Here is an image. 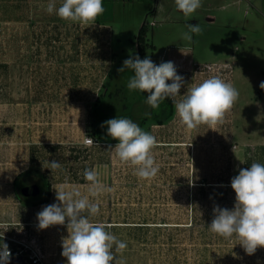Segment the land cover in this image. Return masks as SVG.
I'll use <instances>...</instances> for the list:
<instances>
[{
    "label": "rangeland",
    "instance_id": "rangeland-1",
    "mask_svg": "<svg viewBox=\"0 0 264 264\" xmlns=\"http://www.w3.org/2000/svg\"><path fill=\"white\" fill-rule=\"evenodd\" d=\"M201 5L185 18L175 0H103L105 12L98 17L112 25L117 53L106 86L118 95L116 106L108 108L115 113L121 109L132 112V121L157 140L152 155L159 172L150 180L138 178L134 166L121 163L109 150L118 140L108 137L112 143L102 141L96 150L101 156L98 161H104L98 168L115 171L116 190L124 194L117 200L125 216L128 213L129 220L150 223L134 226V234L129 235L134 264H264V255H247L235 236L225 239L210 231L214 207L232 210L235 203L228 197L223 200L222 187L208 183L223 179L219 175L223 170L250 167L234 143L264 135V90L260 87L264 82V0H201ZM13 9L14 0H0V100L12 102L15 59L1 27L13 26ZM143 23L148 27L147 56L159 64L172 61L184 78L175 103L188 87L212 76L238 90V99L222 124L213 129L205 124L187 129L176 116L175 106L173 116L163 124L151 119L142 122L151 107L137 100V91L127 89L131 70L121 73L118 69L130 56H137V34ZM187 24H200L204 29L200 36L193 34L192 43L182 39ZM85 67L88 75L96 73L95 65ZM58 69L56 62L55 73ZM92 151L83 150L86 155L80 160L71 151L65 167L71 173L92 168L88 156Z\"/></svg>",
    "mask_w": 264,
    "mask_h": 264
},
{
    "label": "crops",
    "instance_id": "crops-1",
    "mask_svg": "<svg viewBox=\"0 0 264 264\" xmlns=\"http://www.w3.org/2000/svg\"><path fill=\"white\" fill-rule=\"evenodd\" d=\"M49 2L14 0L13 26L1 27L9 38L7 47L14 53L15 87L11 93L15 100H0V229L7 227L11 234L25 229L31 235H37L49 264H67L62 256V243L68 236L67 221L65 225L41 230L37 214L44 206L58 203L54 189L61 184L76 186L82 194H87L85 169L72 174L65 164L69 163L71 151L75 153L72 157L80 160L86 155L83 150H93L88 154L93 165L87 169H95L101 182L112 191L99 198L100 214L92 220L112 226L109 231L127 243L123 252L126 264H134L128 247V243L133 245L130 239L134 234L133 227L150 223L129 220L128 213L125 216L124 208L117 200L119 194L122 197L124 194L116 190L115 171L98 168V165H104V161H98L101 158L100 152L96 151L99 144H84V138L90 135L87 130L95 102L103 98L102 103L108 111H112L108 107L116 106L114 99L103 96L110 90L106 83L116 62L113 28L98 18L87 24L63 20L55 11L52 14L46 11ZM62 2L55 0L56 7ZM3 18L6 22V17ZM56 62L61 69L55 73ZM88 64L95 65L94 75H88L85 67ZM110 143L107 138L103 141V144ZM234 145L246 156L248 164L255 161L264 164V135H256L253 141H237ZM52 160L59 161L62 169L52 172L46 168L47 162ZM240 169L244 168L223 170L219 174L223 179L208 181L211 186L223 188L224 201L228 197L235 203L231 180ZM20 173L23 175L19 176ZM16 179L22 187L37 184V194L31 197L38 196L39 201L22 199ZM46 197L45 201L41 200ZM257 250L250 256L264 255V247Z\"/></svg>",
    "mask_w": 264,
    "mask_h": 264
},
{
    "label": "clouds",
    "instance_id": "clouds-1",
    "mask_svg": "<svg viewBox=\"0 0 264 264\" xmlns=\"http://www.w3.org/2000/svg\"><path fill=\"white\" fill-rule=\"evenodd\" d=\"M175 5L185 18L191 17L202 6L201 0H175ZM46 11L49 14L55 11L66 21L87 24L101 16L105 8L103 0H63L58 8L55 0H50ZM186 28L182 39L189 43L193 42V34L200 36L204 31L200 24H187ZM125 69L133 73L127 89L148 93L146 103L153 109H158L165 99L174 100L184 84V78L177 74L172 61L157 65L148 57L130 56L118 71L123 73ZM260 87L264 90V82ZM238 96V90L231 83L212 76L188 87L183 98L175 103L176 116L187 129H195L201 124L213 129L223 123ZM105 125L107 134L119 141L114 149L109 146L119 161L134 166V174L140 179L154 178L159 172V165L152 155L156 138L126 117L109 119L102 127ZM85 143L90 146L94 141L87 138ZM46 168L53 172L62 169V165L52 160L47 162ZM83 175L88 182L87 194H82L76 186L61 184L54 189L58 203L44 206L37 214L38 228L65 225L67 221L68 236L62 243V256L67 264H126L123 252L127 243L109 231L111 225L92 220L100 214L99 198L111 193L112 188L101 182L95 169H85ZM231 188L236 194L234 209L215 206L209 229L225 239L235 236L245 253L253 255L258 247H264V164L253 162L250 168L240 169L231 180ZM10 256L8 245L0 244V264H8Z\"/></svg>",
    "mask_w": 264,
    "mask_h": 264
},
{
    "label": "trees",
    "instance_id": "trees-1",
    "mask_svg": "<svg viewBox=\"0 0 264 264\" xmlns=\"http://www.w3.org/2000/svg\"><path fill=\"white\" fill-rule=\"evenodd\" d=\"M147 30L148 27L146 23H143L139 29V32L137 34V55L139 56L140 59H144L147 56L146 53V47L149 45L148 40H147ZM150 58V57H148ZM151 59V58H150ZM152 60V59H151ZM153 61V60H152ZM154 62V61H153ZM155 64L159 65V63L154 62ZM112 75L110 72L109 77ZM169 83V81H167ZM120 89V88H119ZM118 90V88L116 89ZM107 95V98H110L113 100L114 98H117L118 92L113 91V90H108L103 93V96ZM138 95V101H146L148 93H143L140 91H137ZM103 98H100L95 102L94 107L90 111V128L88 129V134L92 135L94 139L96 140H106V138L110 137L107 134V126H103L105 121L112 119V118H119V117H126L131 120L134 119L133 113L130 111H127L126 109L120 112H110L105 108V105H103ZM110 100V102H111ZM127 105V104H126ZM111 106V105H110ZM174 106H175V101L173 99H165L159 106L158 109H150V115L144 116L142 118V122L145 121L146 119H151L155 123L158 124H163L165 123L168 119H170L173 114H174ZM23 175L22 173L19 174V176ZM16 186L18 189V194L20 197L24 200L30 201V202H37L39 199H37L38 196H24L21 192V185L17 182L16 179ZM48 197V196H47ZM46 198H43L41 200L45 201ZM53 264H63V263H53ZM241 264V263H240Z\"/></svg>",
    "mask_w": 264,
    "mask_h": 264
},
{
    "label": "built area",
    "instance_id": "built-area-1",
    "mask_svg": "<svg viewBox=\"0 0 264 264\" xmlns=\"http://www.w3.org/2000/svg\"><path fill=\"white\" fill-rule=\"evenodd\" d=\"M87 138L93 139L94 144L92 145L101 143L100 141L95 140L92 136L86 135L84 138L85 145H87L85 143ZM0 239H2L0 244L8 245L11 256H22L27 264H49L42 251L39 237L37 235H31L25 229L18 231L15 230V232L11 234L7 227H3V229H0Z\"/></svg>",
    "mask_w": 264,
    "mask_h": 264
},
{
    "label": "water",
    "instance_id": "water-1",
    "mask_svg": "<svg viewBox=\"0 0 264 264\" xmlns=\"http://www.w3.org/2000/svg\"><path fill=\"white\" fill-rule=\"evenodd\" d=\"M38 191L37 184L25 185L21 188V193L24 196H33L36 195ZM8 264H27L22 256H10Z\"/></svg>",
    "mask_w": 264,
    "mask_h": 264
}]
</instances>
